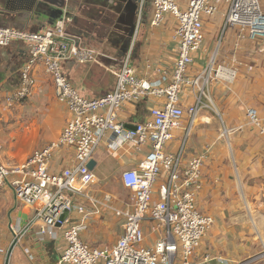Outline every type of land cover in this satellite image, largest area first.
<instances>
[{"label": "crops", "instance_id": "obj_1", "mask_svg": "<svg viewBox=\"0 0 264 264\" xmlns=\"http://www.w3.org/2000/svg\"><path fill=\"white\" fill-rule=\"evenodd\" d=\"M141 1L65 0V5L59 7L51 2L38 6L32 0H0V25L44 32L57 20L65 19L70 34L79 37L84 46L105 54L101 56L100 63H96L100 73L93 83L89 82L97 70L93 65L67 66L77 89L80 88L82 94L95 97V93L103 90L100 79L106 76V72L102 70L113 73L120 69L125 59L138 76L150 82L161 81L164 72L172 75L174 71L179 45L175 38L176 19L166 14L160 25L152 24V1L144 0L143 6ZM226 9L217 15L224 19ZM208 18L204 21L205 39L198 50L203 53V58L197 55L198 51L194 52L189 73L199 75L210 66L213 57L217 62L215 67L223 65L236 72L232 78L221 72L213 77L206 86V95L202 97L208 107L200 109L194 120L189 114L184 116L182 126L173 131V139L166 150L177 154L184 145L182 166L195 155L207 153L197 206L201 212L213 216L215 222L196 250L193 263L264 264V133L249 123L247 115L248 108H255L264 124V40L248 37L239 40V29L231 27L222 33L220 42L215 46L216 36L212 47H205L208 35L213 30L218 31L216 24L209 23ZM206 22L213 28L206 29ZM130 35L133 39L127 58L120 59L118 40L121 36ZM222 49L224 55L220 59ZM206 56H209L208 62ZM28 58L23 41L15 40L8 46H0L1 161H24L35 150L56 140L73 117L72 112L58 101L53 77L45 72L42 65L35 68L37 84L31 99L24 104L7 106L5 97L20 85L21 69ZM197 97V90L187 88L180 94V105L187 109L198 102ZM160 102L162 100L144 98L127 104L119 117L128 126H134L148 119L150 108ZM177 130L182 131L179 137ZM175 139L177 141L172 146L171 142ZM148 153V150L134 152L125 146L110 154L112 162H115V165L111 163L112 169L123 172L135 168ZM108 154L106 146L98 148L93 158L96 161L94 172L108 166ZM73 159L71 148H60L54 154L51 170L60 172L71 165ZM117 183L121 181L117 180ZM119 191L120 195L112 191L103 194H111L112 203L119 208L130 207L132 192ZM100 193L101 189L96 187L92 191L93 195L102 197ZM154 197L158 198L157 192ZM34 211L33 207L17 202L12 189L0 187V241L3 245H7L13 235L9 223L14 221L18 229H22L25 220L26 223L32 221ZM74 218L71 217V223H75ZM124 222L125 218L111 210H104L101 216H95L86 223L81 238L102 246L104 242H109L110 236L113 239L107 244H114L123 234ZM40 227L36 223L29 228L14 249L11 264H68L61 262L66 247L63 232L68 225L57 228V238L41 234ZM145 231L146 245L153 244L157 235L148 227Z\"/></svg>", "mask_w": 264, "mask_h": 264}, {"label": "built area", "instance_id": "obj_2", "mask_svg": "<svg viewBox=\"0 0 264 264\" xmlns=\"http://www.w3.org/2000/svg\"><path fill=\"white\" fill-rule=\"evenodd\" d=\"M151 1L152 24L160 25L166 14H171L178 22L175 38L179 45L172 75L164 72L161 81L150 82L138 76L125 59L120 69L113 72L117 77L115 87L102 96H85L63 72V62L100 63L101 56L105 55L84 46L79 37L70 34L65 19L57 20L44 32L0 25V46L20 40L25 42L29 53L21 69L20 85L5 97L7 106H16L32 97L37 84L35 68L42 65L53 77L58 101L73 114L56 140L35 150L24 161L0 160V187H9L17 202L35 210L32 221L23 224L22 229H18L14 221L9 223L14 235L12 244L17 239V246L36 223L41 226V234L52 238H57V228L68 225L63 232L66 247L62 263L174 264L180 258V264H194L192 258L215 222L213 216L201 212L197 206L207 153L195 155L182 166L184 145L177 154L168 152L166 147L173 139V131L182 126L186 114L194 120L200 109L208 107L202 97L213 77L221 72L232 78L236 72L223 65L215 67L213 57L202 73L195 76L189 73L193 54L205 39V18L220 13L221 4L226 2L223 31L239 27V40L246 37L256 40L264 39V12L260 0ZM143 4L144 0L141 6ZM187 88L198 91V102L185 109L180 105V94ZM144 98L162 102L150 108L148 119L132 128L120 119V111L127 104ZM247 115L249 123L264 133L257 110L248 108ZM103 143L112 153L125 146L134 152L149 151L137 167L122 172L123 184L133 192V202L128 208L115 206L111 194L106 193L104 197L92 194L98 179L89 163ZM63 147L74 151V162L60 172H53L54 154ZM156 192L158 198L154 197ZM65 210L68 215L61 219ZM104 210L125 218L121 237L114 244L102 246L83 241L81 233L86 223L101 216ZM72 216L75 223H71ZM147 222H150V232L157 235L151 245L145 243L144 224ZM8 250L0 241V256L7 258ZM26 252L30 254L29 250Z\"/></svg>", "mask_w": 264, "mask_h": 264}, {"label": "rangeland", "instance_id": "obj_3", "mask_svg": "<svg viewBox=\"0 0 264 264\" xmlns=\"http://www.w3.org/2000/svg\"><path fill=\"white\" fill-rule=\"evenodd\" d=\"M178 1H181V0H177V2ZM260 5H261V9L263 10V12H264V0H260ZM227 6H228V4L226 3V2H223L222 4H221V10L223 11L225 8H227ZM224 14V13H223ZM210 18H208V21H209V23H214V24H216V28L218 29V31H212V34L211 35H208V39H207V41L205 42V44H204V46L205 47H212V43L215 41V36L218 38V40H216V42H214V46L218 43V42H220V38H221V35H222V33L224 32L223 31V27H224V19H223V17L221 18L219 15H214L213 17L212 16H209ZM223 20V21H222ZM107 24H109V23H107ZM132 24H133V22H132ZM178 24V22H177V20H176V25ZM205 26H206V29H212L213 27L212 26H210V24H208L207 25V22L205 23ZM219 27H220V29H219ZM221 28H222V31H221ZM238 29H239V27H237ZM230 29V28H229ZM132 36L130 35V36H121L120 37V39L118 40V57L120 58V59H124V58H127L126 56H127V52H128V50H129V48H130V46H131V43H132ZM259 39H261V40H264V39H262V38H259ZM226 47H227V45H226ZM228 49H229V44H228ZM223 51V49L220 51V59L221 58H223L222 56L224 55V52H222ZM222 53V54H221ZM197 55H199V57L200 58H203V53H201V51H198L197 52ZM208 58H209V56H206V58H205V60H206V62H208L209 60H208ZM217 63V62H216ZM54 81V80H53ZM204 82V79H202L201 80V85H202V83ZM54 84H55V82H54ZM55 88H56V85H55ZM205 91L207 92V88L205 89ZM31 98H28L27 100H30ZM27 100H25V101H27ZM25 101H23V102H21V103H19V104H24L25 103ZM181 130H177V132H176V134H177V136L179 137V135L181 134ZM184 139V138H183ZM183 139H182V141L181 142H183ZM175 141H177L176 139L175 140H173L172 142H171V144H172V146H174V144H175ZM102 146H104V148H105V143H103L102 145H101V147ZM106 149H107V147H106ZM108 150V149H107ZM109 151V150H108ZM110 154H113L112 152H110L109 151V154H108V156H106V159H107V162H108V166L107 167H100V168H98V169H96L95 170V173H96V176H97V179H98V181H97V183H95L94 184V188L96 187L97 189H101V193H100V196H103L104 194H103V192H111L112 191V193H116L117 195H120V191H119V189L121 190V191H124V192H129V188H125V185L123 184V181H122V179H121V177H122V171H119V169H117V168H115V170H113L112 168V165H111V163H113V165H115V162H112V159H111V157H110ZM163 178H161V180H162ZM117 180H120L121 181V183L120 184H118L117 183ZM162 181H164V180H162ZM131 191V190H130ZM132 192V191H131ZM106 194V193H105ZM125 194H123V196H124ZM132 195H133V192H132ZM105 196V195H104ZM103 196V197H104ZM99 197V196H98ZM125 197V196H124ZM131 198H132V196H131ZM116 206V205H115ZM119 218V217H118ZM120 222H122V220H120ZM146 227H148V226H150V222L148 223H145L144 224ZM118 227L120 228L121 227V224H119L118 225ZM10 233V232H9ZM11 234V233H10ZM108 239H110L109 240V242L107 241V242H104L103 243V245H105V244H107V243H110V241L113 239V238H111L110 236H108ZM12 241H13V235L11 234V239H10V241L8 242V244L7 245H4L7 249H9V247L11 246V244H12ZM89 243V242H88ZM89 244H91V243H89ZM91 245H96V246H99V244H91ZM102 245V244H101ZM12 259H13V253H12V256H11V259H10V263L9 264H11V261H12ZM1 263L0 264H6V257H2L1 258V261H0ZM180 263H182L181 262V259L180 258H177L176 259V261L174 262V264H180Z\"/></svg>", "mask_w": 264, "mask_h": 264}, {"label": "trees", "instance_id": "obj_4", "mask_svg": "<svg viewBox=\"0 0 264 264\" xmlns=\"http://www.w3.org/2000/svg\"><path fill=\"white\" fill-rule=\"evenodd\" d=\"M69 64L74 65V64H77V63H75V62H63L62 63L63 72H64V74L67 76V78L69 80H71L73 83H75L74 79L71 77V75L69 74V72L67 70V66ZM77 65H79V66H85V67L93 65V67H95L97 70H95L96 73L92 74L91 79H90L89 82H92L93 83V82H95L97 80V78L99 76L98 74L100 73L98 71V68L96 67L98 64H96V63H84V64H77ZM102 71L103 72H106V76L102 80L100 79V83H102L101 84V87L103 88V90L94 94V95H97V96H102V95L106 94L107 92H109L110 90H112L115 87L116 80H117L116 75L114 73H112L110 70L107 71V70L104 69ZM106 80H108V81H106ZM109 80H110V82H109ZM108 83H109V86H108ZM79 91L82 93V91L80 90V88H79ZM84 95L85 96H88L86 94H84ZM90 97H92V96H90Z\"/></svg>", "mask_w": 264, "mask_h": 264}, {"label": "water", "instance_id": "obj_5", "mask_svg": "<svg viewBox=\"0 0 264 264\" xmlns=\"http://www.w3.org/2000/svg\"><path fill=\"white\" fill-rule=\"evenodd\" d=\"M126 1H128V0H126ZM32 2L33 3L36 2V4L38 6L47 5V3H49V2L56 4L59 7H63L65 5V0H55V1L54 0H52V1L51 0H32ZM130 127L134 128L135 126H130ZM95 166H96V161L94 159H92L89 163V167L91 170H94ZM67 215H68V211L65 210L62 214L61 219H65L67 217ZM26 222L27 221L25 220V222L23 224H26ZM16 244H17V239H15L14 243L11 245V247L8 250V254H7V258H6V264L10 263V259H11V256H12V253H13V250H14V247L16 246Z\"/></svg>", "mask_w": 264, "mask_h": 264}]
</instances>
